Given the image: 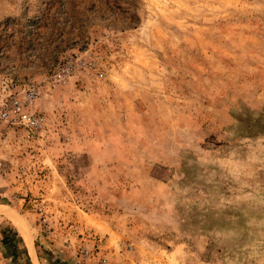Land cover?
Instances as JSON below:
<instances>
[{
    "label": "rangeland",
    "instance_id": "obj_1",
    "mask_svg": "<svg viewBox=\"0 0 264 264\" xmlns=\"http://www.w3.org/2000/svg\"><path fill=\"white\" fill-rule=\"evenodd\" d=\"M32 84L0 264H264V0H0V102Z\"/></svg>",
    "mask_w": 264,
    "mask_h": 264
},
{
    "label": "built area",
    "instance_id": "obj_2",
    "mask_svg": "<svg viewBox=\"0 0 264 264\" xmlns=\"http://www.w3.org/2000/svg\"><path fill=\"white\" fill-rule=\"evenodd\" d=\"M84 65L93 66L90 62ZM75 71L73 62L60 64L54 75L55 82H64L71 78ZM40 89L32 84L25 93L24 101L15 96H10L9 101L0 102V124H11L23 128L29 133H37L46 125V117L42 113L33 111L31 106L38 100Z\"/></svg>",
    "mask_w": 264,
    "mask_h": 264
},
{
    "label": "bare ground",
    "instance_id": "obj_3",
    "mask_svg": "<svg viewBox=\"0 0 264 264\" xmlns=\"http://www.w3.org/2000/svg\"><path fill=\"white\" fill-rule=\"evenodd\" d=\"M11 211V210H10ZM7 207L5 206H0V214H3L4 216L8 217L10 220L13 221V223L15 224V226L22 232V234L24 235V225L22 224L23 222H21V220L15 216L14 214H12L10 212ZM28 236V235H27ZM25 239V238H24ZM30 248H31V251H32V245L30 243H28ZM34 252V251H33Z\"/></svg>",
    "mask_w": 264,
    "mask_h": 264
},
{
    "label": "trees",
    "instance_id": "obj_4",
    "mask_svg": "<svg viewBox=\"0 0 264 264\" xmlns=\"http://www.w3.org/2000/svg\"><path fill=\"white\" fill-rule=\"evenodd\" d=\"M3 244L4 245H10V239L9 238H4L3 239ZM17 255V252H14V257Z\"/></svg>",
    "mask_w": 264,
    "mask_h": 264
},
{
    "label": "crops",
    "instance_id": "obj_5",
    "mask_svg": "<svg viewBox=\"0 0 264 264\" xmlns=\"http://www.w3.org/2000/svg\"><path fill=\"white\" fill-rule=\"evenodd\" d=\"M29 255H31V254L29 253Z\"/></svg>",
    "mask_w": 264,
    "mask_h": 264
}]
</instances>
